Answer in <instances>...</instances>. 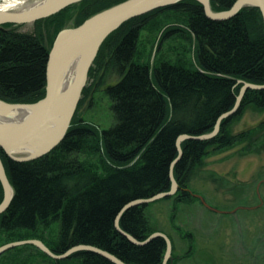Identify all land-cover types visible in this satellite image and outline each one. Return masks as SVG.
Masks as SVG:
<instances>
[{"label":"trees","instance_id":"obj_1","mask_svg":"<svg viewBox=\"0 0 264 264\" xmlns=\"http://www.w3.org/2000/svg\"><path fill=\"white\" fill-rule=\"evenodd\" d=\"M121 1L82 0L36 20L37 28L33 32L19 31L17 24L0 25V99L33 103L44 96L52 44V40L50 45L46 44L44 28L51 26L56 33L73 15L77 26L94 13ZM234 1L210 0V3L212 9L222 11L229 9ZM168 12L182 16L179 23L171 24L161 34L160 44L179 36L188 46H182L175 58L162 56L159 48L158 58L151 64L138 55L140 31ZM105 64L120 75L115 84L106 88L113 114L110 127L97 131L73 117L67 134L56 147L27 161L14 160L0 148L14 191L9 205L0 213V230L12 234L35 231L57 222V237L51 244L46 243L56 254L83 244L107 251L127 264H162L166 242L161 236L144 244L133 243L116 229L115 218L130 201L171 188L169 170L178 156L179 135L211 132L218 117L233 108L242 82L264 84L262 15L256 7H244L228 19L214 20L206 16L197 0L156 8L127 20L109 34L88 76ZM90 89V86L83 88L78 105ZM248 105L264 109V89H248L237 111L221 121L215 136L181 142L182 154L173 167L178 190L157 201L199 200L192 184L210 152L235 146L240 147L241 155L263 150L264 120L238 134L230 131V123ZM212 175L214 181L220 179ZM2 198L0 182V202ZM149 204L132 206L119 219L121 230L140 242L160 231L145 212ZM187 235L191 239L193 234ZM33 249L53 264H113L102 255L86 250L53 259L31 244L7 250L12 253L0 264H31L32 254L27 252Z\"/></svg>","mask_w":264,"mask_h":264},{"label":"rangeland","instance_id":"obj_2","mask_svg":"<svg viewBox=\"0 0 264 264\" xmlns=\"http://www.w3.org/2000/svg\"><path fill=\"white\" fill-rule=\"evenodd\" d=\"M24 1L26 0H0V8L15 9ZM181 16L168 12L157 16L141 29L137 45L140 58L153 64L158 58L156 51L159 48L162 56L175 58L181 52L182 46H188V42L179 36H173L160 44L161 34L171 24L179 23ZM34 22L17 24L18 30L33 32L37 28ZM73 26L74 15L64 21L60 30ZM47 28H44V35L46 44L50 45L60 30L54 33V28ZM119 78L120 75L112 66L105 64L99 70L96 67L93 74L88 76L85 85L91 87L89 94L78 105L73 117L97 131L110 127L113 114L106 88L115 84ZM263 120L264 109L259 110L248 105L230 123L229 128L231 133L238 134L255 127ZM239 148L235 146L218 153L210 152L205 158L204 166L194 185L192 184L195 197L199 200L181 203L164 199L145 207L151 223L171 239L172 259L168 260L169 264L264 263V148L258 153L246 155H241ZM212 173L220 179L214 181ZM201 199L217 211L207 207ZM188 232L193 234L191 239L187 237ZM57 235V222L39 227L35 231L12 234L0 230V246L18 240L17 237H21L20 240L39 239L44 244H51ZM11 253L4 252L0 262L7 260ZM30 253L31 264H53L50 260L43 259L35 249L27 252V255Z\"/></svg>","mask_w":264,"mask_h":264},{"label":"water","instance_id":"obj_3","mask_svg":"<svg viewBox=\"0 0 264 264\" xmlns=\"http://www.w3.org/2000/svg\"><path fill=\"white\" fill-rule=\"evenodd\" d=\"M80 1L81 0H56L54 3L46 7L27 13H21L18 10L14 9L5 10L0 8V25L6 23L25 24L34 22L36 20L49 17L59 12L63 8ZM180 1L182 0H123L94 13L77 26L66 27L60 30L56 35L53 44L48 52L44 96L35 103H10L0 99V101L6 102L10 106H37L30 119L19 128L14 130H4L0 128V148L2 149V151L8 157L14 160L27 161L38 158L56 147L68 132L72 117L80 101L82 90L86 85L89 70L97 56L101 44L109 36V34L116 30L121 24L133 17L147 13L156 8L173 5ZM197 1L202 4L206 16L214 20L228 19L236 15L242 8L251 6L256 7L260 10L264 23V0H235L229 9L223 11H214L211 7L210 0ZM77 52L81 53V60L77 75L73 82L68 86V88L62 94L58 95L57 87L62 68L66 61L71 57V55ZM248 89L262 90L264 89V84L242 82V86L240 87L238 95L236 96V101L233 108L227 112L222 113L218 117L214 129L211 132L197 136L181 134L177 137L176 147L178 156L171 162L170 165L169 178L171 180V188L168 191L158 192L148 198H141L130 201L120 209L115 218L114 225L116 229H118L133 243L144 244L154 237L161 236L166 242V252L162 264H167L168 260L172 259V242L169 236L162 231H156L150 234L144 241L140 242L132 235L121 230L119 226V219L123 212L132 206L149 204L176 193V191L178 190V183L174 178L173 167L182 154L181 142L185 139L203 140L215 136L219 131L221 121L224 118L232 116L237 111L240 102ZM63 108L65 109L64 118L61 124L55 129L53 136L49 140L50 142L43 150L38 153L26 156H16L12 153V151H14L15 149L33 141L36 138L50 136V133H48L49 131H47L51 128L49 126L50 119L55 111ZM0 182L4 191V198L0 203L1 213L9 205L14 195L13 187L11 186L6 175L5 167L1 157ZM9 187L11 188L10 197L7 196ZM202 202L206 205L203 200ZM209 208L217 211V209L213 207ZM25 244H31L38 247L46 255L53 259H64L77 251L86 250L102 255L113 264H127L107 251L94 246L83 244L72 246L65 252L56 254L39 239H23L2 244L0 246V255L7 250Z\"/></svg>","mask_w":264,"mask_h":264},{"label":"bare ground","instance_id":"obj_4","mask_svg":"<svg viewBox=\"0 0 264 264\" xmlns=\"http://www.w3.org/2000/svg\"><path fill=\"white\" fill-rule=\"evenodd\" d=\"M56 0H26L24 3L19 4L14 10H18L21 13L32 12L43 7H46ZM9 10L6 8H2ZM81 60V53L77 52L71 55V57L64 64L61 75L58 82L57 94H62L68 86L73 82L77 75ZM36 105L29 106H10L6 102L0 101V128L4 130H14L25 124L36 110ZM65 115V109H59L54 112L50 119L49 126L51 127L48 133L50 136H43L34 139L33 141L15 149L12 153L16 156H26L40 152L50 142V138L53 136L55 129L61 124ZM11 188H8L7 196L10 197Z\"/></svg>","mask_w":264,"mask_h":264}]
</instances>
